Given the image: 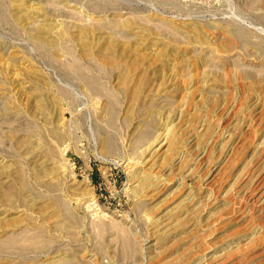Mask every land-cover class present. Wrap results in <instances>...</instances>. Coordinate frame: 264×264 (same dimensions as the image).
Segmentation results:
<instances>
[{"label": "rangeland", "instance_id": "obj_1", "mask_svg": "<svg viewBox=\"0 0 264 264\" xmlns=\"http://www.w3.org/2000/svg\"><path fill=\"white\" fill-rule=\"evenodd\" d=\"M6 1L0 264H264V0Z\"/></svg>", "mask_w": 264, "mask_h": 264}, {"label": "bare ground", "instance_id": "obj_2", "mask_svg": "<svg viewBox=\"0 0 264 264\" xmlns=\"http://www.w3.org/2000/svg\"><path fill=\"white\" fill-rule=\"evenodd\" d=\"M5 1H6V0H5ZM55 1H56V0H55ZM71 1H72V0H71ZM75 1H77V0H75ZM81 1H82V0H81ZM92 1H93V0H92ZM257 1H258V0H257ZM6 2H7V1H6ZM6 2H5V3H6ZM57 2H58V0H57ZM67 2H68V0H67ZM77 2H78V1H77ZM82 2H83V3H82ZM82 2H81V3H82V5H83L85 1H82ZM86 2H87V1H86ZM2 3H4V1H2ZM69 3H70V1L68 2V5H69ZM75 3H76V2H75ZM79 3H80V1H79ZM81 3H80V4H81ZM0 4H1V3H0ZM10 4H11V3L9 2V5H10ZM70 4H71V3H70ZM77 4H78V3H77ZM2 5H3V4H2ZM2 5H1V6H2ZM13 5H14V4H13ZM65 5L67 6V3H66ZM74 5H75V4H74ZM84 5H85V4H84ZM86 5H88V4H86ZM91 5H92V4H91ZM55 6H56V5H55ZM79 6H80V10H81V7H83V6H81V5H79ZM3 7H5V6H3ZM6 7H7V6H6ZM6 7H5V8H6ZM62 7H63V6H62ZM62 7H61V8H62ZM69 7H70V6H69ZM63 8H64V7H63ZM89 8H90V7H89ZM94 8H95V7H94ZM94 8H93V10H95ZM97 8H98V7H97ZM97 8H96V9H97ZM57 9H58V8H57ZM57 9H56V10H57ZM87 9H88V8H87ZM77 10H78V9H77ZM80 10H79V11H80ZM60 11H61V10H60ZM69 11H71V10H69ZM90 11H92V10H90ZM98 11H100V8H98L97 12H98ZM61 12H62V11H61ZM93 12H94V11H93ZM93 12H92V13H93ZM95 12H96V11H95ZM100 12H101V11H100ZM102 12H103V11H102ZM0 13H1V15H0V19H2V20L5 19L4 21L7 20V21H9V22H10L11 20H13V21H11L12 24H13V22H14V18H12L11 15H10L7 11L5 12V10H3V8H1V9H0ZM62 13H63V12H62ZM66 13H67V12H66ZM70 14H71V13H70ZM70 14H69V16H70ZM82 14H83V13H81V15H82ZM96 14L98 15V14H100V13H96ZM104 14H105V13H104ZM160 14H161V13H160ZM73 16H74V15H73ZM76 16H77V15H75L74 17H76ZM82 16H83V15H82ZM71 17H72V14H71ZM86 17H87V16H86ZM72 18H73V17H72ZM185 18H186V17H185ZM214 18H215V17H214ZM85 19H86V18H85ZM92 19H93V18H92ZM207 19H208V18H207ZM9 22H8V23H9ZM6 23H7V22H6ZM8 23H7V24H8ZM9 24H10V23H9ZM15 25H16V22H15ZM29 25H30V24H29ZM29 25H28V29H27V30H28L29 33H32V32L34 31V29H35V27H34L35 25H34V26H31V25L29 26ZM232 27H233L232 32H233V34H234L237 38H243V37H246L247 40H248V39L250 40V37H251L250 35H251V34H250V32H248V30H245L244 26H242V25H240V24H237V23H233V24H232ZM23 29H24V28H23ZM27 30H26V31H27ZM22 31H23V30H22ZM24 31H25V30H24ZM263 33H264V32H263ZM263 33H262V34H263ZM29 35H30V34H29ZM253 35H254V34H253ZM258 35H259V34H258ZM258 35H254V36H256V38H259V39L261 38V39L263 40V41L261 40V42L264 43V35H262V36H258ZM32 38L34 39V37H32ZM253 38H254V37H253ZM33 39H32V40H33ZM39 42H40V40L37 38V39H36V43H39ZM260 44H261V43H260ZM257 45H259V44L257 43ZM58 47H59V46H58ZM263 66H264V65H263ZM79 71H80V70H79ZM261 119H262V118H261ZM262 123H264V118L261 120V124H262ZM261 124H260V125H261ZM261 126H262V125H261ZM260 152L262 153V151H260ZM257 155H258V154H257ZM261 155H262V154H261ZM256 157H257V156H256ZM258 158H259V157H258ZM258 158H257V159H258ZM257 159H256V160H257ZM254 161H255V160H254ZM254 163H255V162H254ZM248 164H249V163H248ZM248 166H249V165H248ZM255 168H256V166H255ZM258 170H259V169H258ZM251 171L253 172V170H251ZM262 171H263V170H262ZM260 173H262V172H260ZM256 174H257V175H256V177H257V176H258V173H256ZM263 174H264V173H263ZM244 175H245V174H244ZM242 177H243V176H242ZM260 177H261V176H260ZM261 178H262V177H261ZM246 179H247V177H246ZM259 179H260V178H259ZM240 181H241V180H240ZM243 184H244V183H243ZM254 184H255V183H254ZM258 185H259V184H258ZM262 185H263V183H262ZM259 186H260V185H259ZM255 187L257 188L258 186H255ZM262 187H263V186H262ZM204 188H205V187H204ZM253 188H254V187H253ZM247 190H248V188H247ZM251 190H252V189H251ZM244 192H245V191H244ZM259 194H260V193H259ZM261 195H262V194H261ZM258 197H259V195H258ZM259 198H260V197H259ZM243 201H244V199H243ZM254 203H256V202H254ZM260 207H261V206H260ZM262 208H263V207H262ZM252 209H253V208H252ZM259 209H260V208H259ZM263 210H264V208H263ZM259 212H260V211H259ZM261 213H262V212H261ZM256 215H257V214H256ZM251 216H252V215H251ZM258 216H259V215H258ZM260 216H261V215H260ZM252 217H253V216H252ZM255 217H256V216H255ZM255 219H256V218H255ZM257 219H258V218H257ZM142 258L144 259V256H142ZM209 258H210V257H209ZM143 259H142V260H143ZM144 261H145V260H144ZM222 262H223V261H222ZM218 263H219V261H218ZM224 263H225V261H224ZM224 263H223V264H224ZM200 264H208V263H207V261L203 260ZM210 264H211V263H210ZM219 264H220V263H219Z\"/></svg>", "mask_w": 264, "mask_h": 264}]
</instances>
